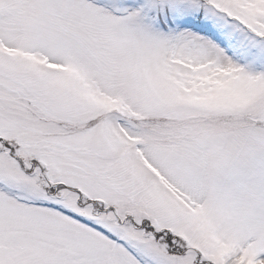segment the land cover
Returning <instances> with one entry per match:
<instances>
[{
    "label": "snow or ice",
    "instance_id": "obj_1",
    "mask_svg": "<svg viewBox=\"0 0 264 264\" xmlns=\"http://www.w3.org/2000/svg\"><path fill=\"white\" fill-rule=\"evenodd\" d=\"M0 264H264V0H0Z\"/></svg>",
    "mask_w": 264,
    "mask_h": 264
}]
</instances>
